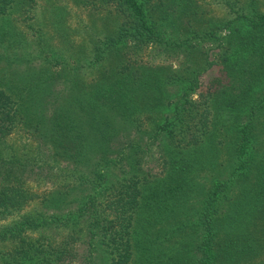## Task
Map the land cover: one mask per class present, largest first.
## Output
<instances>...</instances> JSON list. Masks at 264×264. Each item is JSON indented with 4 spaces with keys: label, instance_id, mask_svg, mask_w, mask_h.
<instances>
[{
    "label": "trees",
    "instance_id": "1",
    "mask_svg": "<svg viewBox=\"0 0 264 264\" xmlns=\"http://www.w3.org/2000/svg\"><path fill=\"white\" fill-rule=\"evenodd\" d=\"M263 1L0 0V264H264Z\"/></svg>",
    "mask_w": 264,
    "mask_h": 264
},
{
    "label": "rangeland",
    "instance_id": "2",
    "mask_svg": "<svg viewBox=\"0 0 264 264\" xmlns=\"http://www.w3.org/2000/svg\"><path fill=\"white\" fill-rule=\"evenodd\" d=\"M263 2H264V1H263ZM262 10H264V6L262 7ZM77 262H79V261H77ZM74 264H76V263H74ZM78 264H81V261H80Z\"/></svg>",
    "mask_w": 264,
    "mask_h": 264
}]
</instances>
